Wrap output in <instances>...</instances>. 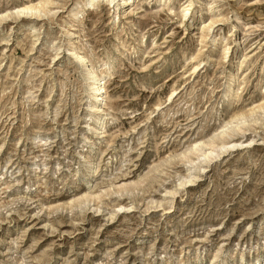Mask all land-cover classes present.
I'll use <instances>...</instances> for the list:
<instances>
[{"label":"rangeland","instance_id":"1","mask_svg":"<svg viewBox=\"0 0 264 264\" xmlns=\"http://www.w3.org/2000/svg\"><path fill=\"white\" fill-rule=\"evenodd\" d=\"M0 18V264H264V0Z\"/></svg>","mask_w":264,"mask_h":264},{"label":"bare ground","instance_id":"2","mask_svg":"<svg viewBox=\"0 0 264 264\" xmlns=\"http://www.w3.org/2000/svg\"><path fill=\"white\" fill-rule=\"evenodd\" d=\"M95 1H98V0H84V2L88 5H93V3ZM130 0H122V6L125 7L129 4ZM81 7V4L80 3H77L75 4L74 6V10H79ZM38 9L36 6L34 5H26V4H23L22 6H20L17 10L18 13H22V14H28L29 12H31L32 10H36ZM182 17H186V15H183ZM1 19V18H0ZM74 54L76 55V58L79 60V64L80 66L82 67V70H83V75L85 77V80H86V88H87V91L89 93V97L92 98V101L94 102V104L96 106L100 105L101 102L103 101V98H104V94L106 93L105 90H106V83L104 81V77H101L96 71L95 69H93L91 66H88L86 63H85V58H83L82 56L80 55H77L75 52ZM198 65H196L197 67ZM100 120V119H98ZM194 148L199 151V152H202L203 153V148L201 145H197V146H194ZM221 149H225V146L222 144L221 145ZM201 153V154H202ZM206 158H209V155L207 154H203ZM192 178L190 179H185L183 180V183H187L189 181H191ZM183 185V184H182Z\"/></svg>","mask_w":264,"mask_h":264}]
</instances>
